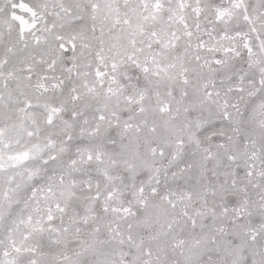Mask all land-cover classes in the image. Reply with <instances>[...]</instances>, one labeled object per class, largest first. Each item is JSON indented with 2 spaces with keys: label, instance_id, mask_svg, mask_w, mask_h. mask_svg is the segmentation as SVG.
Wrapping results in <instances>:
<instances>
[{
  "label": "snow or ice",
  "instance_id": "snow-or-ice-1",
  "mask_svg": "<svg viewBox=\"0 0 264 264\" xmlns=\"http://www.w3.org/2000/svg\"><path fill=\"white\" fill-rule=\"evenodd\" d=\"M0 264H264V0H0Z\"/></svg>",
  "mask_w": 264,
  "mask_h": 264
}]
</instances>
